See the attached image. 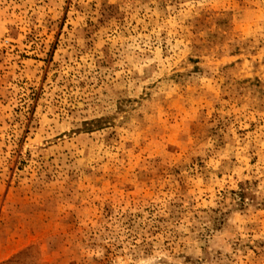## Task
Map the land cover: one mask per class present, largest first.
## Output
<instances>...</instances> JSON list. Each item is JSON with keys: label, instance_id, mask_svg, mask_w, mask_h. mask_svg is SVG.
Returning <instances> with one entry per match:
<instances>
[{"label": "rangeland", "instance_id": "obj_1", "mask_svg": "<svg viewBox=\"0 0 264 264\" xmlns=\"http://www.w3.org/2000/svg\"><path fill=\"white\" fill-rule=\"evenodd\" d=\"M0 264H264V0H0Z\"/></svg>", "mask_w": 264, "mask_h": 264}]
</instances>
